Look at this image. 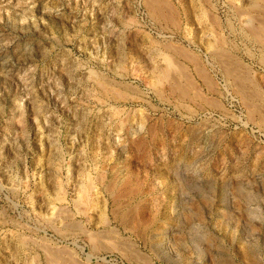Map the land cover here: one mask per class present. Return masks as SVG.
Here are the masks:
<instances>
[{"label": "rangeland", "instance_id": "obj_1", "mask_svg": "<svg viewBox=\"0 0 264 264\" xmlns=\"http://www.w3.org/2000/svg\"><path fill=\"white\" fill-rule=\"evenodd\" d=\"M0 264H264V0H0Z\"/></svg>", "mask_w": 264, "mask_h": 264}, {"label": "bare ground", "instance_id": "obj_2", "mask_svg": "<svg viewBox=\"0 0 264 264\" xmlns=\"http://www.w3.org/2000/svg\"><path fill=\"white\" fill-rule=\"evenodd\" d=\"M256 5H257V4H256ZM173 13H174V12H173ZM162 16H163V15H162ZM252 23H253V22H252ZM250 28H251V27H250ZM251 29H252V28H251ZM247 30H248V29H247ZM249 34H250V33H249ZM254 37H255V36H254ZM258 40H259V39H258ZM172 51H173V50H172ZM218 52H219V51H218ZM223 52H224V51H223ZM186 59H187V58H186ZM262 62H263V61H262ZM166 63H167V62H166ZM223 66H224V65H223ZM181 70H182V69H181ZM227 73H228V72H227ZM227 73H226V74H227ZM232 74H233V73H232ZM161 79H162V78H161ZM89 178H90V177H89ZM90 183H91V182H90ZM90 183H89V184H90ZM86 186H87V185H86ZM91 187H92V186H91ZM86 189H87V188H86ZM90 192H91V191H90ZM82 193H83V192H82ZM84 193H85V192H84ZM85 194H86V193H85ZM83 196H84V195H83ZM84 197H85V196H84ZM80 202H81V201H80ZM120 217H121V216H120ZM56 252H57V251H56Z\"/></svg>", "mask_w": 264, "mask_h": 264}]
</instances>
